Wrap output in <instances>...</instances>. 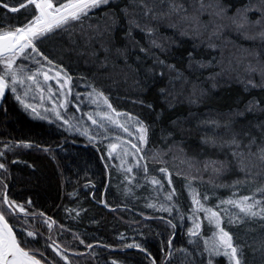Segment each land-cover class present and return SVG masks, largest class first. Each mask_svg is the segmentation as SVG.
I'll use <instances>...</instances> for the list:
<instances>
[{"label":"trees","instance_id":"1","mask_svg":"<svg viewBox=\"0 0 264 264\" xmlns=\"http://www.w3.org/2000/svg\"><path fill=\"white\" fill-rule=\"evenodd\" d=\"M38 14L0 0V34ZM34 43L16 67L60 72L72 96L67 126L10 91L0 109V212L25 250L42 264H231L218 218L241 264H264V218L240 210H264V0H109ZM239 62L250 77L237 78ZM81 87L102 92L132 134L100 116L103 128L75 123ZM92 99L84 113L110 111Z\"/></svg>","mask_w":264,"mask_h":264},{"label":"snow or ice","instance_id":"2","mask_svg":"<svg viewBox=\"0 0 264 264\" xmlns=\"http://www.w3.org/2000/svg\"><path fill=\"white\" fill-rule=\"evenodd\" d=\"M28 2L35 6V9L38 10L39 14L25 26L17 28L14 31L0 34V64L4 65L3 72L0 74V96H2L5 89L9 87L8 77H11V91L14 93L17 91L16 86H23L25 84V80H31L33 83H38L35 79V75H25L23 78H18L17 71L12 68L17 54H23L24 51L29 48H31L32 51L37 52L38 50L36 49L34 43L35 40L53 32L55 29L69 24L71 21H80L84 16H87L91 9L97 8L101 4L109 3V0H57L58 6L53 4V0H28ZM6 6L7 5H5V7ZM21 7H25V5L21 4ZM10 10L13 12L18 11L17 8H11ZM6 53H10V55H5ZM49 64H51V61H49ZM18 71L23 73L24 69L20 68ZM60 75V72L56 73V77H60ZM43 76L45 81L50 79L47 73H43ZM93 95L95 96V99H92V103L96 104L102 99L103 104L110 110L102 114L97 113V115L100 116V119L102 121H107L115 127L123 129L124 132L131 135L132 133L125 124H121L117 120L113 119V113L117 116L121 114L116 112V110L108 102V98L104 96L102 92H98L95 89L93 90V93H89L90 97ZM16 98L18 100L20 99L19 96ZM26 107L28 106L26 105ZM33 111H35V109H33ZM57 115H59V113H57ZM89 119L92 120L93 124L99 123L91 115L89 116ZM128 119L134 120L135 118L128 116ZM135 122L140 125L137 129L139 132L138 139L143 143H147V128L141 121L136 120ZM99 126L101 128L105 127L103 123H99ZM232 143L239 147L237 141L233 140ZM132 147L136 148L138 152L140 151L135 144H133ZM111 148L115 151L116 145L113 144ZM109 155H111V152ZM234 155H236V153H234ZM259 158L261 161H264V149L260 150ZM0 167H3V165H0ZM127 171L132 172L133 169L128 168ZM144 171L147 172L146 167L144 168ZM160 171L166 172L167 170L162 168ZM153 183L158 184L159 181L153 180ZM168 198L171 199V196ZM249 199V197H244L240 204H244V202ZM5 203H8L9 207H12L13 202L5 200ZM197 203L199 202L197 201ZM227 203L235 204L238 207L240 206V204H236L235 201H227ZM253 207V204H249L246 207H241L240 210L246 215H261V217L264 218V210L257 213L252 210ZM20 210L24 211L22 207ZM205 211L210 212L213 218H217V213L212 212L211 209H205ZM217 227L220 228V243L222 246L230 249V253L226 252L225 255H229L230 259L233 260L235 264H241V260L238 258V248L232 244V237L229 233L220 227L218 218ZM28 235L33 236V233L29 232ZM0 264H40V261L36 259L34 255L30 254L28 250H25V248L22 247L21 242L17 240V236L13 232L12 227L8 224V221L5 219L3 212H0Z\"/></svg>","mask_w":264,"mask_h":264},{"label":"rangeland","instance_id":"3","mask_svg":"<svg viewBox=\"0 0 264 264\" xmlns=\"http://www.w3.org/2000/svg\"><path fill=\"white\" fill-rule=\"evenodd\" d=\"M26 50L24 51V53L26 52ZM24 53L23 54H17L15 57V63H13V65H12L13 69L16 68V70L15 69L14 70L17 71L18 78H23L25 75H35V79L39 76H42L43 80H39V81L36 80L38 83H33V81H31V80H25V84L23 86H20V85L16 86L17 91L15 93L11 91L12 85L10 82L9 91L12 92L15 96L20 97L19 101L20 102L23 101L21 103L25 107H26V105L28 106V107H26L28 112L31 115H33L34 117L43 118V119L49 120V121H57L60 125L67 126L69 119L67 118V116H64L63 113L66 111L67 107L69 106V104H70L69 98H71V96H72V92L70 90L69 83H67V81L65 79H63L64 77H62V76L56 77V74H53L52 72H50L48 70H34V71L29 70L28 71V69H25L24 67H20V68L24 69V72L23 73L19 72L18 71L19 68L16 67V62L19 58H21L24 55ZM239 67L242 69H247L245 72L240 74L241 76L239 74H237V78L241 77L243 79H244V76L250 77L249 72L252 69L253 70L255 69L254 67H251L248 62H244V63L239 62ZM43 73H47L48 76L50 77V79L48 81L44 80ZM39 79H41V77H39ZM249 79H252V78H249ZM260 79L262 80L261 82L264 84V80L262 79V77H260ZM81 89L85 90L84 94L79 93V90H81ZM79 90H78V88H76L77 93L75 95H73V97H72L73 101H72L71 107H72V109H74L76 111V113L72 114L71 111H69V114H70L69 116L72 119H75V123H77L78 125H80V123H81L80 121H82L83 118L89 119L90 115L96 120L99 118V115H97L96 111H91L89 113L86 111L84 113V111H83L84 103H85L84 99H87V98L92 99L95 96L93 95L90 97L89 94L87 95L86 89L84 87H81ZM80 104H81V106H80ZM82 104H83V108H82ZM61 105H63V106H61ZM91 106H93V105H91ZM101 106H103V105H100V107ZM33 109H35V111H33ZM57 113H59V115H57ZM88 122L92 123V120H88ZM125 124H129V122H127ZM131 124H134V123H131ZM133 128H135L137 130L139 128V126L133 125ZM115 139H118L117 136L115 137ZM119 140L120 139H118V141ZM122 144H123L122 142H116V144H115L116 149H115V151L112 150V154L114 153L116 156H120V152H121L120 150H125V146ZM127 150H128V148H127ZM19 207H22V206H19ZM11 208L13 209L14 207L12 206ZM15 210H17L16 206H15ZM24 211H26V210L24 209ZM214 220H215V218H214ZM214 222L217 223L216 220ZM216 227H217V224H216ZM211 246L216 247V244L214 243V245L212 244ZM222 250H223L224 255L226 252L230 253V249H227L224 246H223ZM226 256H228L231 264H235V262L230 259L229 255H226ZM62 257L64 259H67V257H64V256H62Z\"/></svg>","mask_w":264,"mask_h":264},{"label":"water","instance_id":"4","mask_svg":"<svg viewBox=\"0 0 264 264\" xmlns=\"http://www.w3.org/2000/svg\"><path fill=\"white\" fill-rule=\"evenodd\" d=\"M5 55H10V53H6ZM0 74H1V73H0ZM9 89H10V87H8L7 89H5L4 94H3L2 96H0V109H1L2 105L4 104L6 98H7V95H8V93H9ZM5 200L8 201L7 196L5 197ZM8 202H9V201H8ZM5 204H6L7 207H9V204H8V203H5ZM9 208H10L11 210H13L11 207H9ZM5 219H6V218H5ZM6 220H7V219H6ZM7 221H8V220H7ZM8 224L12 227L13 232L16 234V236H17V240L19 241L17 231L15 230V228H14L9 222H8ZM57 249L61 250L59 246H57ZM30 254H31V253H30ZM40 264H42V263L40 262Z\"/></svg>","mask_w":264,"mask_h":264},{"label":"built area","instance_id":"5","mask_svg":"<svg viewBox=\"0 0 264 264\" xmlns=\"http://www.w3.org/2000/svg\"><path fill=\"white\" fill-rule=\"evenodd\" d=\"M16 208H17L18 210H20L21 207H19V206L17 207V206H16ZM20 211H21V210H20Z\"/></svg>","mask_w":264,"mask_h":264}]
</instances>
